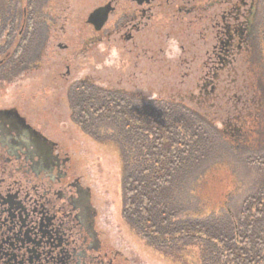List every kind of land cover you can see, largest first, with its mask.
Here are the masks:
<instances>
[{
    "label": "rangeland",
    "instance_id": "374dc122",
    "mask_svg": "<svg viewBox=\"0 0 264 264\" xmlns=\"http://www.w3.org/2000/svg\"><path fill=\"white\" fill-rule=\"evenodd\" d=\"M109 1L44 0L36 6L35 34L39 41L35 49L28 50L30 56L28 53L19 77L9 85L0 83V104L18 106L68 153L74 179L90 189L102 241L122 255L121 264H180L149 248L122 221L119 160L113 147L97 143L75 125L71 90L79 83L90 84L143 101H148L149 96L157 99L176 94L177 101L196 108L192 95L197 91L195 81L199 73L186 69L178 48L197 40L198 35L192 26L189 33L190 19L172 16L173 8L166 6L170 0H151V27L135 37L142 46L133 49V43L115 35L112 23L135 1L118 0L116 16L110 17L104 38H99L88 18ZM210 1L199 2L206 9ZM256 1L257 21L263 25L264 0ZM21 6V10L17 8L11 13L5 0H0V30L16 17L23 22L20 28L23 27L29 18L28 0H21ZM52 19L59 23L50 26ZM16 42H20L19 37ZM14 46L15 43L0 57H12ZM113 47L118 49L119 58L106 64ZM210 99L206 106H198L200 115L218 128L214 134L211 132L215 143L209 159L198 170L200 180L194 184L193 178L187 186L181 185L178 196L192 212L212 210L214 217L228 213L235 216L243 201L256 193L259 183L256 168L248 164V158L264 155V67L252 61L248 67L242 66L234 74L233 84L218 85ZM93 126L92 131L100 135L99 122L94 121Z\"/></svg>",
    "mask_w": 264,
    "mask_h": 264
},
{
    "label": "flooded vegetation",
    "instance_id": "af4514ba",
    "mask_svg": "<svg viewBox=\"0 0 264 264\" xmlns=\"http://www.w3.org/2000/svg\"><path fill=\"white\" fill-rule=\"evenodd\" d=\"M112 1L117 4L97 31L99 38L116 16L118 0L100 7ZM180 1L170 0L166 6L173 8L172 16L190 19L189 33L194 27L198 35L178 48L186 69L199 73L198 96L211 98L218 85L233 84L234 74L251 61L264 67V22L257 21L256 0H211L206 9L200 0ZM5 3L11 13L21 10V0ZM134 3L112 26L115 35L139 49L142 44L135 37L148 31L154 13L152 2ZM52 20V27L59 23ZM30 22L20 28L23 22L16 17L0 30L1 54L15 43L12 57H0V83L11 84L24 71L31 52L26 43ZM97 218L90 189L74 179L68 153L18 106L0 104V264H121L122 255L102 241Z\"/></svg>",
    "mask_w": 264,
    "mask_h": 264
},
{
    "label": "trees",
    "instance_id": "16d2710c",
    "mask_svg": "<svg viewBox=\"0 0 264 264\" xmlns=\"http://www.w3.org/2000/svg\"><path fill=\"white\" fill-rule=\"evenodd\" d=\"M42 1L28 0L31 51L39 41L32 21ZM71 96L75 125L113 147L121 170V219L149 248L180 264H264V155L248 158L259 175L258 188L235 216L192 212L178 196L181 185L200 180L198 170L215 143L218 128L199 110L209 97L194 93L195 108L177 101L176 94L143 101L84 85ZM94 121L100 135L92 131Z\"/></svg>",
    "mask_w": 264,
    "mask_h": 264
},
{
    "label": "water",
    "instance_id": "95a60500",
    "mask_svg": "<svg viewBox=\"0 0 264 264\" xmlns=\"http://www.w3.org/2000/svg\"><path fill=\"white\" fill-rule=\"evenodd\" d=\"M135 2H138L139 4L143 3H150L151 0H133ZM185 4L191 3L193 0H183ZM111 2V4L107 5L106 7L100 8L95 10L88 18V24L92 25L96 31H99L103 28V26L106 24L109 14L112 13L114 10L117 1Z\"/></svg>",
    "mask_w": 264,
    "mask_h": 264
},
{
    "label": "clouds",
    "instance_id": "9594fccd",
    "mask_svg": "<svg viewBox=\"0 0 264 264\" xmlns=\"http://www.w3.org/2000/svg\"><path fill=\"white\" fill-rule=\"evenodd\" d=\"M100 49H101V51L105 50L103 45L100 46ZM118 58H119V51L117 48L113 47L109 53V58L106 59L105 63L111 64L113 62V60H116Z\"/></svg>",
    "mask_w": 264,
    "mask_h": 264
}]
</instances>
